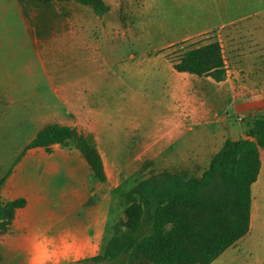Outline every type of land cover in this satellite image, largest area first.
I'll return each instance as SVG.
<instances>
[{"label":"rangeland","instance_id":"obj_1","mask_svg":"<svg viewBox=\"0 0 264 264\" xmlns=\"http://www.w3.org/2000/svg\"><path fill=\"white\" fill-rule=\"evenodd\" d=\"M102 1L108 11L96 16L92 8L68 0H52L47 5L31 0L22 3L0 0V149L22 147L16 156H0L3 160L0 169L17 162L27 137L46 123L45 107L57 105L54 88L70 85L68 89L79 90L80 117L69 115L66 121L75 124L82 131L79 133L92 140L110 181H120L114 189L107 183L96 182L95 185L96 190L103 193L104 200L109 199L113 204L112 225L107 231L112 237L123 231L121 224L127 196L138 183L163 173L184 179L200 178L206 170L208 158L200 163L189 159L187 165L179 160L180 152L199 151L203 136L198 131L200 125L192 124L189 132L179 131L175 139L174 125L170 123L172 137L169 141L160 140V143L169 144L160 147L158 156L157 141L152 137L151 123L156 119L152 113L162 110L168 103L185 104L188 100L193 107H208L211 104L209 91L215 82L208 77L189 74H176L172 79V73L168 76L154 73L151 66L156 65L157 70L164 63L168 65L162 56H157L158 48L151 49L141 59L138 56L158 46L149 37L159 24L153 20L140 21L129 41L131 28L142 13V0ZM231 34V27H228L205 35L224 40ZM229 41L226 48L232 47ZM131 54L137 58H130ZM126 113L139 116L142 121L126 123ZM59 149L68 152L61 153ZM52 155L62 163L78 165L81 178L91 184L93 173L72 143L55 150L43 148L27 154L35 162L45 161ZM114 226L118 228L116 231ZM247 239L239 240L230 252L224 254L226 250L213 264L231 258L250 260V254L242 246L248 243ZM255 257L264 263V252L255 253Z\"/></svg>","mask_w":264,"mask_h":264},{"label":"crops","instance_id":"obj_2","mask_svg":"<svg viewBox=\"0 0 264 264\" xmlns=\"http://www.w3.org/2000/svg\"><path fill=\"white\" fill-rule=\"evenodd\" d=\"M142 2V13L137 17L139 21L131 28L129 41L133 29L140 21L153 20L159 26L150 32L149 37L150 41L158 46L138 56L140 59L145 53H150L151 49L160 50L178 42L195 39L193 37L196 36L212 31L220 32L231 27L232 34L229 39H217L223 50L227 78L223 82L214 81L215 85L209 91L208 97L210 106L193 107L188 100L185 104L168 103L162 110L156 109L152 113L156 118L151 123L152 137L157 141L156 155H160L161 146L169 144L165 141L160 143V140L169 141L172 137L173 132L170 134L168 128L170 123L174 125L175 139H178L179 131L183 132L184 129L185 132H189L192 130V124H199L198 131L203 133L199 151L180 152L179 160L187 165L189 159L200 163L206 162L208 158L205 165L207 169L212 157L220 151L227 140L245 139L248 127L255 119L264 116V0H142ZM175 13L178 16H175ZM227 41L232 47L226 48ZM135 56L131 54L130 58ZM157 56L164 58L163 54ZM165 61L168 65L164 63L157 70L156 65L151 66L154 73L163 76L172 73V79L176 74H187L174 71L169 62L166 59ZM167 83L172 85L169 79ZM68 88L70 85H59L54 88L57 105L45 107L43 117L46 116L47 121L40 130L47 125L57 124L82 132L75 124L66 121L69 115L79 119L81 113L79 90H74V87ZM125 118L126 123L142 121L141 117L128 114ZM40 130L27 137L25 147ZM59 146L61 145L55 144L50 148L55 150ZM25 147L16 158L17 162L13 164L10 162L0 169V183L3 181L0 184V201L3 203L17 199L25 201L22 208L15 210L7 230L0 234V264H29L28 258L33 250L40 253L51 252L53 255L48 264H75L101 254L100 251L102 252L111 239L107 231L112 225L113 204L109 199L104 200L103 193H99L95 185L96 182L102 185L107 183L114 189L119 186L120 181L111 182L104 167L106 181L99 182L94 177L89 184L81 178L78 165L62 163V160L54 155L48 156L42 162L32 161L27 156L28 152L41 151L43 148L24 151ZM21 148L4 147L0 149V156H16ZM57 151L65 154L68 152L66 149ZM23 154L24 157L20 159ZM94 197V202L88 203ZM67 231L73 234L78 245L64 255L62 248L52 247L50 238H59ZM245 237L248 238V243L242 246L250 254V260L231 258L219 264H264L255 257V253L264 252L262 150L259 174L251 186L250 229ZM233 247L224 254L230 252Z\"/></svg>","mask_w":264,"mask_h":264},{"label":"trees","instance_id":"obj_3","mask_svg":"<svg viewBox=\"0 0 264 264\" xmlns=\"http://www.w3.org/2000/svg\"><path fill=\"white\" fill-rule=\"evenodd\" d=\"M31 1L47 5L52 0ZM68 1L92 8L96 16L108 11L102 0ZM200 37L175 43L156 54H163L178 73L225 81L227 71L219 41ZM245 136L238 141L227 140L200 178L163 173L138 183L127 196L123 231L111 237L101 254L75 264L213 263L249 232L251 186L259 174L260 151L264 152V116L253 121ZM70 143L81 152L95 179L105 182L96 146L74 128L47 125L24 151ZM24 205L23 199L0 201V234L11 224L15 210Z\"/></svg>","mask_w":264,"mask_h":264},{"label":"clouds","instance_id":"obj_4","mask_svg":"<svg viewBox=\"0 0 264 264\" xmlns=\"http://www.w3.org/2000/svg\"><path fill=\"white\" fill-rule=\"evenodd\" d=\"M53 248L60 247L63 249L64 255L70 253L77 245L78 241L74 238L70 231L63 233L59 238H50ZM53 254L40 253L33 250L29 255V264H48V260Z\"/></svg>","mask_w":264,"mask_h":264}]
</instances>
